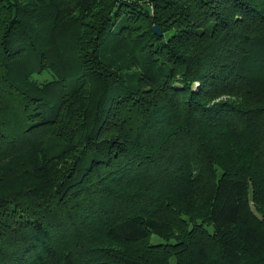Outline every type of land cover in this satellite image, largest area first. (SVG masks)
I'll return each mask as SVG.
<instances>
[{
    "label": "trees",
    "instance_id": "16d2710c",
    "mask_svg": "<svg viewBox=\"0 0 264 264\" xmlns=\"http://www.w3.org/2000/svg\"><path fill=\"white\" fill-rule=\"evenodd\" d=\"M0 264H264V0H0Z\"/></svg>",
    "mask_w": 264,
    "mask_h": 264
},
{
    "label": "rangeland",
    "instance_id": "374dc122",
    "mask_svg": "<svg viewBox=\"0 0 264 264\" xmlns=\"http://www.w3.org/2000/svg\"><path fill=\"white\" fill-rule=\"evenodd\" d=\"M253 206H254V204H253ZM151 241H152L154 244L164 243V241H163L162 239H160L158 236H155V235L152 236Z\"/></svg>",
    "mask_w": 264,
    "mask_h": 264
},
{
    "label": "water",
    "instance_id": "95a60500",
    "mask_svg": "<svg viewBox=\"0 0 264 264\" xmlns=\"http://www.w3.org/2000/svg\"><path fill=\"white\" fill-rule=\"evenodd\" d=\"M154 29H155L156 33H158L159 35H161V30L157 26H155Z\"/></svg>",
    "mask_w": 264,
    "mask_h": 264
}]
</instances>
